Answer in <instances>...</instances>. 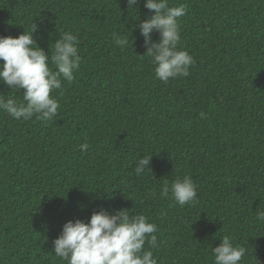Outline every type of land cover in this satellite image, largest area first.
Here are the masks:
<instances>
[{
    "label": "trees",
    "instance_id": "1",
    "mask_svg": "<svg viewBox=\"0 0 264 264\" xmlns=\"http://www.w3.org/2000/svg\"><path fill=\"white\" fill-rule=\"evenodd\" d=\"M168 4L186 7L178 48L195 64L165 83L144 54L138 24L152 14L144 0L135 9L127 0H0V36L18 37L33 22L47 55L71 32L81 56L74 80L61 77L50 94L55 116L17 120L0 110V264H66L53 240L65 222H87L101 208L155 223L158 247L144 249L157 264H214L225 235L247 249L240 264H264L256 219L264 211V0ZM22 93L0 83L5 100ZM148 155L150 171L137 175ZM186 174L194 203L161 195L165 181Z\"/></svg>",
    "mask_w": 264,
    "mask_h": 264
},
{
    "label": "clouds",
    "instance_id": "2",
    "mask_svg": "<svg viewBox=\"0 0 264 264\" xmlns=\"http://www.w3.org/2000/svg\"><path fill=\"white\" fill-rule=\"evenodd\" d=\"M137 3L138 0H127V6L134 9ZM144 7L152 14L140 21L138 28L146 49L144 54L155 65L156 77L167 83L169 78L188 76L195 60L188 51L178 48L181 39L178 20L186 14V7H170L168 0H144ZM38 31V25L32 22L28 31L18 37L0 36V83L11 90L23 89L20 102L13 97L5 100L0 95V110L17 120H28L34 115L48 120L55 116L59 103L51 92L61 88V77L72 82L74 72L80 67V41L76 35L64 32L53 44L54 53L49 56L37 46L34 33ZM154 31L159 33L156 41L150 35ZM128 41L129 38L114 37V43L121 48ZM50 62L55 65V71L50 68ZM88 147L85 142L79 150L87 151ZM151 156L138 159L137 175L146 169L150 171ZM169 190L180 206L194 203L197 198L196 185L187 174L170 186L165 181L161 195L167 196ZM256 219L264 222V211L257 212ZM157 230V225L143 214L130 216L125 209L110 212L101 208L94 211L87 222L80 219L65 222L53 240L54 254L66 264H157L153 251L144 249L146 242L150 249L158 247ZM246 251L244 246L235 244L231 236L225 235L213 249L214 264H240Z\"/></svg>",
    "mask_w": 264,
    "mask_h": 264
}]
</instances>
